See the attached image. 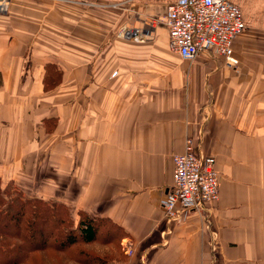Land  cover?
Wrapping results in <instances>:
<instances>
[{"label":"crops","instance_id":"0c3cea01","mask_svg":"<svg viewBox=\"0 0 264 264\" xmlns=\"http://www.w3.org/2000/svg\"><path fill=\"white\" fill-rule=\"evenodd\" d=\"M176 1H10L0 185L34 180L26 193L69 206L73 227L98 220L103 239L88 245L110 264H264V0H230L246 24L234 66L213 54L178 66L162 26L117 34L115 22H151ZM185 137L216 159L209 223L168 221L161 206Z\"/></svg>","mask_w":264,"mask_h":264},{"label":"built area","instance_id":"2783aa9c","mask_svg":"<svg viewBox=\"0 0 264 264\" xmlns=\"http://www.w3.org/2000/svg\"><path fill=\"white\" fill-rule=\"evenodd\" d=\"M10 1L0 0V13L8 9ZM161 19L168 34V48L182 59L191 61L200 54H213L222 57L228 66L236 64L232 45L246 24L238 6L230 0H178L167 5ZM118 34L137 40L142 36L130 26ZM196 147L193 138L185 137L183 150L172 157V182L161 201L168 221L189 212L209 223L210 209L218 201L216 159L199 155Z\"/></svg>","mask_w":264,"mask_h":264},{"label":"trees","instance_id":"16d2710c","mask_svg":"<svg viewBox=\"0 0 264 264\" xmlns=\"http://www.w3.org/2000/svg\"><path fill=\"white\" fill-rule=\"evenodd\" d=\"M9 182L0 188V264H64L61 257L75 264H110L111 258L88 244L103 239L95 218L80 214L77 227L70 207L58 200L27 196ZM72 213V212H71ZM71 222V225H70ZM72 251V253H69ZM63 255V256H62ZM39 257V261L35 257Z\"/></svg>","mask_w":264,"mask_h":264},{"label":"rangeland","instance_id":"374dc122","mask_svg":"<svg viewBox=\"0 0 264 264\" xmlns=\"http://www.w3.org/2000/svg\"><path fill=\"white\" fill-rule=\"evenodd\" d=\"M9 5H10V3H9ZM9 5H8V7H9ZM83 7V6H82ZM115 7H120V6H113L112 8H115ZM84 9H88L89 10V8H91L90 6L88 7H83ZM6 12V11H5ZM3 13V12H2ZM115 24H116V26H117V34L119 33V31L121 32L122 31V28H124L125 26H130V27H134V30L136 29V30H138V32H139V34H143V30L144 29H146V28H149L150 26H152L154 29H155V27L157 26V27H163L164 29L166 28V27H164L165 26V24H163V21H162V19L161 18H159V19H156L154 22H133V23H131V24H124L123 22H121V20L120 21H117V22H115ZM156 25V26H155ZM138 34V35H139ZM154 34V33H153ZM119 35V34H118ZM136 35H137V32H136ZM135 38V37H134ZM134 38H131V39H134ZM136 39V38H135ZM134 39V40H135ZM147 40H149V39H147ZM138 41H140V40H138ZM168 51L170 52V54H171V56L174 58V61H176L177 62V65L178 66H182L186 61H189V60H184V59H182L181 57H179L176 53H174V52H172L170 49H168ZM57 74V73H56ZM51 85H53V84H51ZM49 87H51V86H49ZM34 182V180L32 181V182H29V181H27V183H25L24 185H21V186H18V185H16L15 183L13 184V185H11V187L14 189L15 187L16 188H19V189H21L24 193H25V195H27V196H30L29 194H27L26 193V189H25V187H30V186H32V183ZM9 182H7V184H8ZM7 184H2V185H0V188L1 189H3V187L4 186H6ZM25 186V187H24ZM5 188V187H4ZM4 190V189H3ZM0 198L5 202V201H7V199L5 198V197H3V196H0ZM4 204V203H3ZM3 204H1V202H0V209H2V207L4 206ZM70 215H71V217L73 216V218H74V215L70 212ZM70 225H71V222H70ZM99 250V249H98ZM100 252H101V250H99ZM69 253H72V251H69ZM102 253V252H101ZM63 256V255H62ZM36 259L35 260H37V261H39V257L37 256V257H35ZM61 259L63 260V262H64V264H75L71 259H67L66 257H61ZM57 260V257L55 256V257H52V258H50V259H48L46 262L47 263H49V264H53V262L54 261H56ZM19 264H27V263H19Z\"/></svg>","mask_w":264,"mask_h":264},{"label":"bare ground","instance_id":"6f19581e","mask_svg":"<svg viewBox=\"0 0 264 264\" xmlns=\"http://www.w3.org/2000/svg\"><path fill=\"white\" fill-rule=\"evenodd\" d=\"M151 29H154L152 26H150Z\"/></svg>","mask_w":264,"mask_h":264}]
</instances>
